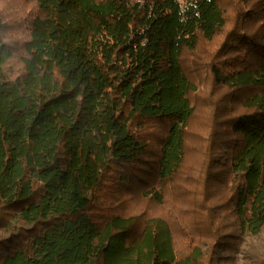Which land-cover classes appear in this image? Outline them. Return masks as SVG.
Instances as JSON below:
<instances>
[{
	"label": "trees",
	"instance_id": "16d2710c",
	"mask_svg": "<svg viewBox=\"0 0 264 264\" xmlns=\"http://www.w3.org/2000/svg\"><path fill=\"white\" fill-rule=\"evenodd\" d=\"M17 8L0 23V264H264L250 240L264 235V0L5 5ZM195 71L238 110L214 87L202 103ZM191 125L211 142L192 150L205 196L210 171L229 186L195 228L168 197Z\"/></svg>",
	"mask_w": 264,
	"mask_h": 264
},
{
	"label": "rangeland",
	"instance_id": "374dc122",
	"mask_svg": "<svg viewBox=\"0 0 264 264\" xmlns=\"http://www.w3.org/2000/svg\"><path fill=\"white\" fill-rule=\"evenodd\" d=\"M230 15H229V19H228V26L232 25V18H233V10L232 8L230 9ZM25 16V13L23 15V17ZM21 17V18H23ZM27 24V22H24ZM218 39H221V37H219ZM217 40V39H216ZM224 43H228L231 44L236 50H238V48L236 46H234L231 41H229L228 39L224 41ZM245 52V51H244ZM244 52H240V59H242L244 57ZM224 55L225 53H223L222 55H220L219 60H224ZM192 77L194 78V80L197 82L198 86L200 87V89L203 91L202 93H199V98L201 99L202 103H204V100L206 98V92L205 89H211V87H214V92L213 95L216 97V99H218L219 101V107H222L224 105L226 106H231L230 109L226 112V113H231L233 110L236 111L238 110L237 104H236V100H231L229 102L228 100V95L227 91L222 87V85H217L216 83H214V81H212L210 78L208 80L207 75L204 72H194ZM237 92H239L240 90H236ZM241 94V93H240ZM242 95V94H241ZM196 113L200 114L202 119H204V122H208L212 117H211V111L207 109H202V110H197ZM221 117L225 116V113L221 114ZM199 117V116H198ZM156 122V121H154ZM195 123V121L193 122ZM215 124V123H214ZM159 125V124H158ZM210 125L212 126V124L210 123ZM216 125V124H215ZM208 127V125H207ZM194 129L196 131H193L192 133H190L191 129ZM223 124L221 122H218L217 124V129H219L217 135L214 137V156L216 158H222V156L218 155L217 156V151L221 148L219 146L220 143L223 142V134H222V130H223ZM190 131H189V136H187V140H188V146L186 147V153H187V158L185 160V162L182 165V173H178L177 176L174 177L175 180H179L181 182H183L182 186L176 190L171 189L168 193L170 196L169 200L174 201L175 204H185L188 205V210L190 211V218H189V225L195 228V222L198 219L203 218V216L206 215L207 211H203V208L207 205H213L216 204V206L213 207V209H215L216 211H218L217 206L220 204V202H222L224 199V193H221L220 188L222 186H228V183L226 181H224L223 179H221V175L215 173L214 171H210L213 172L211 174L212 179L210 180V184L208 186V190H207V196L210 197V199H207V197L205 196L206 193V178H205V183L203 184L200 181V171H202L204 169V167H202L201 162L203 163V159H204V155L196 153L192 150L193 149V144L198 142L199 143H205L207 145V147L211 145V142H207V140L204 138H200V132L199 130H197V127L195 125H191L190 127ZM192 137H199L198 139L194 140L192 142ZM205 145V147H206ZM144 165V164H142ZM185 166V167H184ZM176 183V182H174ZM106 185H109V182L106 183ZM187 188V189H186ZM226 188H229L226 187ZM125 190V188H123V191ZM105 191V190H104ZM102 191V192H104ZM137 190H135L136 192ZM101 192V193H102ZM123 198L125 199H129L131 197L129 192H125L123 193ZM136 200V199H135ZM201 202V203H200ZM216 217V216H215ZM219 217V216H218ZM218 217H216V221L218 219ZM211 219L214 220V218L211 216ZM251 240V244H255L257 246L260 245V243H264V235L257 238V239H250ZM246 249V246L243 248L242 252H235L236 255L238 256L239 261L241 260L242 255L244 254V250ZM249 252H251V246L248 248ZM254 250L260 252L259 257L264 259V252H262V249L260 250V248L255 247Z\"/></svg>",
	"mask_w": 264,
	"mask_h": 264
},
{
	"label": "clouds",
	"instance_id": "9594fccd",
	"mask_svg": "<svg viewBox=\"0 0 264 264\" xmlns=\"http://www.w3.org/2000/svg\"><path fill=\"white\" fill-rule=\"evenodd\" d=\"M8 2V0H0V14L3 15V19H0V23H12L15 19L21 18L24 15V12L27 10H20V9H11L9 11H5V5ZM12 35V33H9L8 35H5L4 39L7 41ZM16 36H20V33H15Z\"/></svg>",
	"mask_w": 264,
	"mask_h": 264
}]
</instances>
